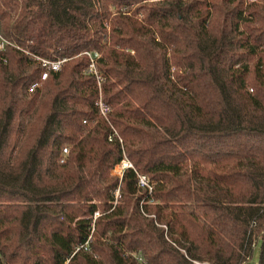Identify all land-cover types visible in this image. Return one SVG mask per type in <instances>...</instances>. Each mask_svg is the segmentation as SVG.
<instances>
[{
  "label": "trees",
  "instance_id": "obj_1",
  "mask_svg": "<svg viewBox=\"0 0 264 264\" xmlns=\"http://www.w3.org/2000/svg\"><path fill=\"white\" fill-rule=\"evenodd\" d=\"M0 35V264H264V0H0ZM32 56L67 61L30 93Z\"/></svg>",
  "mask_w": 264,
  "mask_h": 264
},
{
  "label": "built area",
  "instance_id": "obj_2",
  "mask_svg": "<svg viewBox=\"0 0 264 264\" xmlns=\"http://www.w3.org/2000/svg\"><path fill=\"white\" fill-rule=\"evenodd\" d=\"M6 46H11L9 42L4 40L2 36L0 35V51L4 50ZM83 55L89 60V68H88V73L94 74L97 76V70H96V65L97 61L100 59V54L97 52H85ZM32 58L42 67L43 71L40 75V78L38 81L34 82L30 88L29 92L32 93L33 91L37 90L38 88L41 87L42 83L45 82L48 78V75L50 73H57L60 71L62 65L67 61V59H61V60H49L45 58H40L36 56H32ZM98 83V88H99V96L96 102V107L98 109V113L100 117L102 118H107L109 112H110V107L108 104L105 103L102 97V92H101V80L98 78L97 79ZM63 154H67V150H63ZM127 169H133L132 164L130 161L124 157L120 163H118L114 169L111 171V176L116 179L120 180L122 177V174L125 170ZM137 175V187L142 190H147L148 192L152 191V185L150 184L148 178L142 174L136 173ZM119 197V193L116 192L115 198L117 199ZM98 217V213H95L93 216V219H96ZM84 249L87 250V245L84 246ZM196 264H205V263H198L195 262ZM194 263V264H195Z\"/></svg>",
  "mask_w": 264,
  "mask_h": 264
},
{
  "label": "rangeland",
  "instance_id": "obj_3",
  "mask_svg": "<svg viewBox=\"0 0 264 264\" xmlns=\"http://www.w3.org/2000/svg\"><path fill=\"white\" fill-rule=\"evenodd\" d=\"M258 255H259V246L257 245L254 248V252H253V256L251 258V260L247 263V264H257L258 261ZM196 264V263H195Z\"/></svg>",
  "mask_w": 264,
  "mask_h": 264
}]
</instances>
